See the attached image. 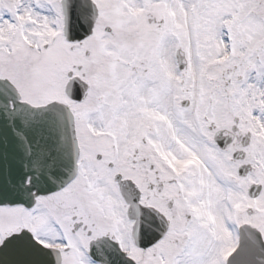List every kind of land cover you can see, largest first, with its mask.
Here are the masks:
<instances>
[{"label": "snow or ice", "instance_id": "snow-or-ice-1", "mask_svg": "<svg viewBox=\"0 0 264 264\" xmlns=\"http://www.w3.org/2000/svg\"><path fill=\"white\" fill-rule=\"evenodd\" d=\"M0 264H264V0H0Z\"/></svg>", "mask_w": 264, "mask_h": 264}]
</instances>
